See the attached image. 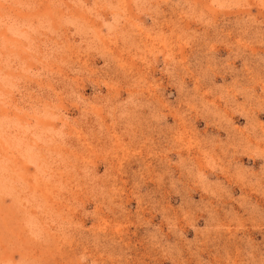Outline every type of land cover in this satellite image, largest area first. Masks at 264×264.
<instances>
[{
  "label": "rangeland",
  "instance_id": "rangeland-1",
  "mask_svg": "<svg viewBox=\"0 0 264 264\" xmlns=\"http://www.w3.org/2000/svg\"><path fill=\"white\" fill-rule=\"evenodd\" d=\"M0 264H264V0H0Z\"/></svg>",
  "mask_w": 264,
  "mask_h": 264
}]
</instances>
